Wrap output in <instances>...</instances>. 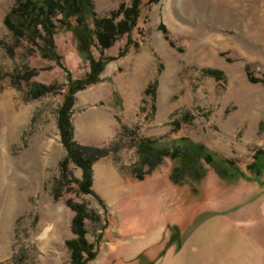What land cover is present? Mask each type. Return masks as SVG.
<instances>
[{
    "label": "rangeland",
    "instance_id": "rangeland-1",
    "mask_svg": "<svg viewBox=\"0 0 264 264\" xmlns=\"http://www.w3.org/2000/svg\"><path fill=\"white\" fill-rule=\"evenodd\" d=\"M92 1L101 17L122 2ZM16 2L0 0V264H70L66 242L75 238V212L69 202L88 210L86 237L95 249L113 222L111 207L94 187V170L96 196L81 191V169L70 163L64 177L60 167L67 157L58 129L66 86L82 80L90 64L79 55L74 34L63 30L55 37L62 66L30 56L26 41L16 46L4 24ZM148 2L143 0L130 39L124 36L105 51L114 60L101 81L74 95V140L110 148L100 161L112 162L126 180L134 178L133 168L149 169L137 151L143 139L158 149L204 147L200 152L211 154L212 163L202 157L175 184L174 162L157 161L141 195L151 194L148 180L160 177L179 192L181 212L196 214L190 226L210 213H224L263 247L264 186L246 181L239 171L246 173L253 156L264 151V0ZM7 46L14 48L13 56ZM91 51L100 60L97 42ZM26 68L37 69V76L14 87L12 76ZM34 83L56 90L31 99ZM151 85L155 99L144 94ZM100 184L107 185L103 176Z\"/></svg>",
    "mask_w": 264,
    "mask_h": 264
},
{
    "label": "trees",
    "instance_id": "trees-1",
    "mask_svg": "<svg viewBox=\"0 0 264 264\" xmlns=\"http://www.w3.org/2000/svg\"><path fill=\"white\" fill-rule=\"evenodd\" d=\"M128 1L130 4L127 3ZM156 1L158 0H149L148 3L153 4ZM142 3L143 0H122L118 10L112 11L109 16L101 17L95 11L92 0H17L4 21L16 46L21 41H26L30 56L39 55L44 60L54 61L58 66L62 65L55 37L58 30L71 32L77 39L79 55L90 64V72L82 80L71 82L66 86L69 90L65 94L58 118L61 141L67 151V157L60 164L62 175L66 177L70 163L81 169L80 189L84 194L96 196L92 190L93 166L107 157L111 149L81 145L74 140V127L71 123L74 95L101 81L100 76L105 66L114 60L111 57H105V51L111 49L124 36L130 39L138 25ZM96 42L100 51V60H96L91 51V48L96 46ZM7 50L10 56L14 55L13 47L7 46ZM124 55L123 52L120 56ZM37 74V69L26 68L23 73L12 76V85L19 88L22 82H29ZM155 88L154 85L148 86L144 92L145 96H152L155 99ZM55 90L56 85L34 83L29 95L31 99H39ZM203 150L204 147H195V145L186 148L177 146L171 150L158 149L152 140L143 139L138 144L137 151L142 157L140 162L148 165L149 169L147 172H142L140 168H133L132 175L135 179L143 181L146 175L154 171L157 161L160 164L164 158H170L174 162L170 180L178 184V177L182 176L183 171L191 170L202 157L207 163H212V155L202 156L203 152L200 151ZM217 171L220 174H226V171L221 168ZM239 173L246 181L264 186V151L259 150L253 156L246 173L240 171ZM54 197L57 200L60 194H55ZM68 205L75 212L72 221V232L75 238L66 242L71 252L70 264H88L97 256V249L88 242L86 237L85 220L89 217L88 210L84 205L70 202ZM171 230L170 245H176V250H179L183 238L179 228L175 226Z\"/></svg>",
    "mask_w": 264,
    "mask_h": 264
},
{
    "label": "crops",
    "instance_id": "crops-1",
    "mask_svg": "<svg viewBox=\"0 0 264 264\" xmlns=\"http://www.w3.org/2000/svg\"><path fill=\"white\" fill-rule=\"evenodd\" d=\"M93 170L94 187L111 207L113 222L88 264H263L264 246L232 216L210 213L190 226L196 214L181 212L179 192L160 177L148 180L151 194L142 196L147 181L126 180L112 162L100 161ZM102 176L107 185H99ZM173 226L183 238L179 250L170 245Z\"/></svg>",
    "mask_w": 264,
    "mask_h": 264
}]
</instances>
